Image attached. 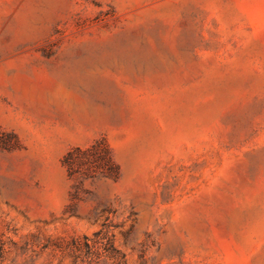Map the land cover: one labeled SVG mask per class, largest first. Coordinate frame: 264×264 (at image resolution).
<instances>
[{
    "label": "rangeland",
    "instance_id": "374dc122",
    "mask_svg": "<svg viewBox=\"0 0 264 264\" xmlns=\"http://www.w3.org/2000/svg\"><path fill=\"white\" fill-rule=\"evenodd\" d=\"M0 264H264V0H0Z\"/></svg>",
    "mask_w": 264,
    "mask_h": 264
},
{
    "label": "trees",
    "instance_id": "16d2710c",
    "mask_svg": "<svg viewBox=\"0 0 264 264\" xmlns=\"http://www.w3.org/2000/svg\"><path fill=\"white\" fill-rule=\"evenodd\" d=\"M63 165L70 178H104L116 181L119 168L104 141H95L85 149L75 148L64 156Z\"/></svg>",
    "mask_w": 264,
    "mask_h": 264
}]
</instances>
